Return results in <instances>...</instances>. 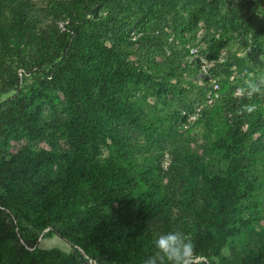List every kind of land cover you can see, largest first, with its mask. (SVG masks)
<instances>
[{
  "label": "trees",
  "instance_id": "1",
  "mask_svg": "<svg viewBox=\"0 0 264 264\" xmlns=\"http://www.w3.org/2000/svg\"><path fill=\"white\" fill-rule=\"evenodd\" d=\"M261 79L264 0H0V264H264Z\"/></svg>",
  "mask_w": 264,
  "mask_h": 264
},
{
  "label": "clouds",
  "instance_id": "2",
  "mask_svg": "<svg viewBox=\"0 0 264 264\" xmlns=\"http://www.w3.org/2000/svg\"><path fill=\"white\" fill-rule=\"evenodd\" d=\"M245 83L247 88H238L235 95L247 94L249 99L256 94L264 95V79ZM245 108L249 112L254 111V106L246 105ZM153 243L157 251L144 264H188L194 249L191 239L179 230L160 234Z\"/></svg>",
  "mask_w": 264,
  "mask_h": 264
},
{
  "label": "built area",
  "instance_id": "3",
  "mask_svg": "<svg viewBox=\"0 0 264 264\" xmlns=\"http://www.w3.org/2000/svg\"><path fill=\"white\" fill-rule=\"evenodd\" d=\"M188 49H189V59H190V61L200 59L201 62H203V66H202L203 71L205 73H207L208 69H207V61H206L205 57H203V55H201L199 50L196 47H194V46L193 47L188 46ZM210 82H211V85H212V89H211V91L208 92V94L206 96L205 103L196 107L195 112L190 117V120H195L197 118L198 114L201 112L202 108L205 105L212 104L214 99L218 96V93H217V91L219 90L218 81L213 79V78H210Z\"/></svg>",
  "mask_w": 264,
  "mask_h": 264
},
{
  "label": "rangeland",
  "instance_id": "4",
  "mask_svg": "<svg viewBox=\"0 0 264 264\" xmlns=\"http://www.w3.org/2000/svg\"><path fill=\"white\" fill-rule=\"evenodd\" d=\"M44 233L39 238L40 248L42 249L59 248L64 252L72 251V246L68 242H66L64 239L60 238L58 235L49 237V236H44Z\"/></svg>",
  "mask_w": 264,
  "mask_h": 264
}]
</instances>
